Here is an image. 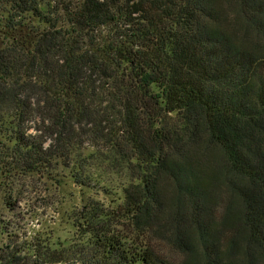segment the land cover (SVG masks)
<instances>
[{"label": "trees", "instance_id": "1", "mask_svg": "<svg viewBox=\"0 0 264 264\" xmlns=\"http://www.w3.org/2000/svg\"><path fill=\"white\" fill-rule=\"evenodd\" d=\"M84 145L179 258L94 225L0 264H264V0H0V177Z\"/></svg>", "mask_w": 264, "mask_h": 264}, {"label": "rangeland", "instance_id": "2", "mask_svg": "<svg viewBox=\"0 0 264 264\" xmlns=\"http://www.w3.org/2000/svg\"><path fill=\"white\" fill-rule=\"evenodd\" d=\"M77 154L86 161L87 174L79 182L73 177L79 174ZM77 154L70 162L55 161L41 172L0 177V247L38 235L80 242L97 225L123 237L149 240L161 254L178 259L179 253L152 227L135 221L126 205L125 190L131 181L126 169H115L90 145Z\"/></svg>", "mask_w": 264, "mask_h": 264}]
</instances>
